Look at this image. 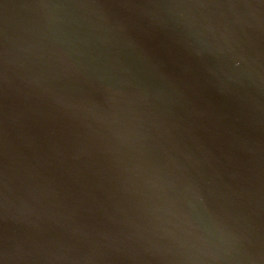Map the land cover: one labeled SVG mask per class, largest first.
I'll use <instances>...</instances> for the list:
<instances>
[{
    "label": "water",
    "instance_id": "95a60500",
    "mask_svg": "<svg viewBox=\"0 0 264 264\" xmlns=\"http://www.w3.org/2000/svg\"><path fill=\"white\" fill-rule=\"evenodd\" d=\"M0 264H264V0H0Z\"/></svg>",
    "mask_w": 264,
    "mask_h": 264
}]
</instances>
